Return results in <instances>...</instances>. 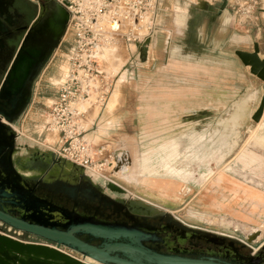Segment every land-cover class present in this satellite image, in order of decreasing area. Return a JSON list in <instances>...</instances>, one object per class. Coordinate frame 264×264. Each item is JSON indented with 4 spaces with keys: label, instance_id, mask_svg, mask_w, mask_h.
<instances>
[{
    "label": "rangeland",
    "instance_id": "obj_1",
    "mask_svg": "<svg viewBox=\"0 0 264 264\" xmlns=\"http://www.w3.org/2000/svg\"><path fill=\"white\" fill-rule=\"evenodd\" d=\"M232 1L224 13L225 0H161L159 28L140 43L145 62L139 43L105 51L114 88L104 106H87L84 124L101 183H116L187 227L257 246L264 242V116L258 124L252 116L263 82L235 51L257 42L264 57V0ZM73 35L69 30L37 82L20 142L59 146L42 121L58 98Z\"/></svg>",
    "mask_w": 264,
    "mask_h": 264
},
{
    "label": "flooded vegetation",
    "instance_id": "obj_2",
    "mask_svg": "<svg viewBox=\"0 0 264 264\" xmlns=\"http://www.w3.org/2000/svg\"><path fill=\"white\" fill-rule=\"evenodd\" d=\"M50 1L57 2L5 0V14L0 17V92L26 34ZM54 56L55 52L36 80L30 99L25 86L0 97V194L6 190L12 193L10 197L0 196V207L28 222L51 223L60 229H67L77 222L134 228L149 237L144 242L146 246L163 253L217 255L236 264H264V242L250 246L247 242L227 236L203 234L206 231L181 226L163 216L137 213L125 196L103 190L101 182L91 184L75 179L72 182L43 181L45 174L40 175L41 179L37 182L20 178H26L20 173L18 165L21 158L18 146L21 144H16L23 135L20 134L21 122L33 101L37 82ZM42 123L45 127L47 120ZM21 151L25 155L26 152ZM6 227L4 224L0 226L3 230ZM22 235L26 240L46 243L33 235ZM78 237L96 246L102 243L87 234H79Z\"/></svg>",
    "mask_w": 264,
    "mask_h": 264
},
{
    "label": "water",
    "instance_id": "obj_3",
    "mask_svg": "<svg viewBox=\"0 0 264 264\" xmlns=\"http://www.w3.org/2000/svg\"><path fill=\"white\" fill-rule=\"evenodd\" d=\"M3 5L5 0H0V17L5 14ZM69 18V12L62 5L55 1L49 2L37 22L26 34L17 58L5 76L0 97L25 86L29 95L28 99L31 98L36 80L63 42ZM139 52L141 61L145 62L147 60L146 45H140ZM235 55L245 69L263 82V95L258 109L252 116L253 122L258 124L264 116V57L260 44L255 42L251 52L237 50ZM17 143L21 144L18 146L21 157L18 165L20 173L26 175V178L20 176L24 180L31 179L37 182L41 179L40 175L45 174L43 181L72 182L75 179L91 184L94 181L100 182L94 173L48 148L44 149L31 142H20V140L16 141ZM21 150L26 152L25 155ZM102 183L103 190L125 196L129 205L137 213L163 216L185 226L171 213L133 198L127 190L116 183L112 181ZM11 195L9 190L0 194L4 197ZM0 222L16 231L33 235L46 242H24L0 233V264H89L85 261L86 258L100 264H236L217 255H184L156 251L144 244L149 239L146 234L122 225L77 222L67 229H60L51 223L28 222L24 218L11 215L2 207H0ZM79 234H87L101 240L102 243L98 246L93 245L80 239ZM203 234L213 233L204 232Z\"/></svg>",
    "mask_w": 264,
    "mask_h": 264
},
{
    "label": "built area",
    "instance_id": "obj_4",
    "mask_svg": "<svg viewBox=\"0 0 264 264\" xmlns=\"http://www.w3.org/2000/svg\"><path fill=\"white\" fill-rule=\"evenodd\" d=\"M56 1L69 12L66 34L72 30L73 48L44 130L57 136L59 146L53 150L57 155L103 177L98 173V152L87 138L86 112L79 109V104L92 101L93 105L104 106L114 88L113 78L103 68L104 52L120 42L140 44L151 38L159 28L161 0ZM0 233L32 242L8 226L0 228Z\"/></svg>",
    "mask_w": 264,
    "mask_h": 264
},
{
    "label": "crops",
    "instance_id": "obj_5",
    "mask_svg": "<svg viewBox=\"0 0 264 264\" xmlns=\"http://www.w3.org/2000/svg\"><path fill=\"white\" fill-rule=\"evenodd\" d=\"M231 3H233V1L232 0H225V2H224V7H222L220 10L222 11V12H227V8H229V9H231ZM140 45H142V44H140ZM140 45H139V47H140ZM253 50V49H252ZM252 50H247V52H251ZM246 51V50H245ZM147 54H148V50H147ZM262 56H263V53H262ZM86 102V101H85ZM87 102H89V101H87ZM90 103V105L91 106H95V105H93V103L90 101L89 102ZM92 103V104H91ZM89 104L87 103L86 104V108H87V106H88ZM84 107V108H85ZM85 108V112H86V121H87V116H88V110ZM83 110V109H82ZM99 115V114H98ZM101 118V115H99V116H97L95 119H94V122H93V130H94V132L98 129V124H99V119ZM87 123V122H86ZM92 129V128H91ZM99 152H101L102 153V148L99 150ZM220 180H224V181H227L228 183H232L231 181H229V180H227V178H225V177H221L220 178ZM247 194L249 195V196H251V197H254V198H257V199H261L262 197H261V195H260V193H258L257 191H254V190H250V191H248L247 192Z\"/></svg>",
    "mask_w": 264,
    "mask_h": 264
},
{
    "label": "bare ground",
    "instance_id": "obj_6",
    "mask_svg": "<svg viewBox=\"0 0 264 264\" xmlns=\"http://www.w3.org/2000/svg\"><path fill=\"white\" fill-rule=\"evenodd\" d=\"M104 55H105V52H104L103 56H104ZM120 66H121V61H120V60H117V61H116V64H115V67H114V70L117 71L118 68H119ZM89 102H90V101H89ZM89 102L86 101V102H82V103H80V104H79V109H80V110H82V109L85 110V108H86L85 106H86L87 103H88L89 106H90V103H89ZM91 102H92V101H91ZM91 104H92V103H91ZM84 107H85V108H84ZM87 108H88V107H87ZM87 108H86V109H87ZM259 123H260V122H259ZM55 137L57 138L56 135H55ZM262 233H263V232H262ZM263 234H264V233H263ZM85 261H86L87 263H89V264H100V263H98V262H96V261H94V260H92V259H89V258H86Z\"/></svg>",
    "mask_w": 264,
    "mask_h": 264
}]
</instances>
